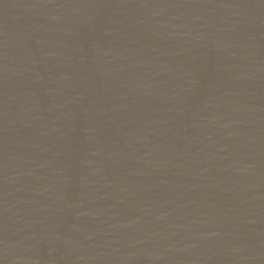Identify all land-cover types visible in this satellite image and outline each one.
Returning <instances> with one entry per match:
<instances>
[{
  "label": "water",
  "instance_id": "1",
  "mask_svg": "<svg viewBox=\"0 0 264 264\" xmlns=\"http://www.w3.org/2000/svg\"><path fill=\"white\" fill-rule=\"evenodd\" d=\"M0 264H264V0H0Z\"/></svg>",
  "mask_w": 264,
  "mask_h": 264
}]
</instances>
